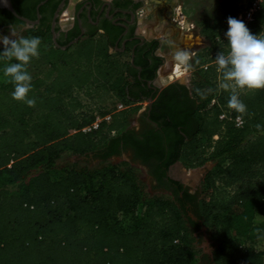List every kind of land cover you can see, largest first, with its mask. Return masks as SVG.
Here are the masks:
<instances>
[{
	"label": "trees",
	"instance_id": "1",
	"mask_svg": "<svg viewBox=\"0 0 264 264\" xmlns=\"http://www.w3.org/2000/svg\"><path fill=\"white\" fill-rule=\"evenodd\" d=\"M242 1L225 0L222 14L201 23L211 47L192 62V89L170 85L167 91L177 93L171 99L178 102L164 115L150 117L160 130L177 128L174 156L161 168L177 161L189 169L216 163L202 190L183 196V187L167 181L163 171L160 182L173 187L172 199L149 195L133 168L109 162L122 147L137 150L148 162L155 157L150 139L132 135L133 108L93 133L82 131L96 114L110 112L106 106L90 108L83 97L95 105L116 98L130 106L129 82L123 79L128 65L95 35L62 51L55 48L49 26L37 28L50 34L46 50L60 56L32 78L29 98H35V106L15 101L11 83L0 86V264H264V250L255 247L262 234L256 216L264 217V89L239 91L245 114L229 109L231 92L219 87L214 63L218 52L227 51V19H238ZM1 12L25 26L9 11ZM247 27L253 35L264 34V1L256 22ZM5 63L0 61L1 74ZM177 104L195 122L188 139ZM223 110L243 115L245 127L221 121ZM90 155L100 159L99 167H77L52 178L51 169L64 156ZM202 229L212 241L211 254L199 248L196 233Z\"/></svg>",
	"mask_w": 264,
	"mask_h": 264
},
{
	"label": "flooded vegetation",
	"instance_id": "2",
	"mask_svg": "<svg viewBox=\"0 0 264 264\" xmlns=\"http://www.w3.org/2000/svg\"><path fill=\"white\" fill-rule=\"evenodd\" d=\"M13 4L23 13L20 14L17 11L21 16L39 21L33 28L49 26L53 44L57 49L65 51L61 47L68 46L79 38L77 43L69 47L71 49L91 35H95L108 43L109 53L128 65V72L123 77L125 81L129 82L126 93L132 103L128 108H132L133 105L143 106L139 107L141 113L136 122H132L130 125V129L134 132L132 135L145 141L150 139L152 150L149 152L155 154V157L148 162L147 157L137 153V150L123 149L122 147L121 154L113 158H124L127 162L145 169L153 183L154 190L173 195V187L164 186L160 182L159 177L165 171L167 181H172L177 188L179 185L183 187L182 196L185 192L196 194L197 192H192L189 185L178 174V163H181V168L185 167L182 162L177 161L171 164L167 170L161 168L174 156L178 139L177 128L166 126L160 130L158 124L152 122L150 117L152 114L164 115L169 110L170 105L174 108L178 101L171 99V95L174 94L176 97L178 94L172 90L167 91L168 87L174 83L167 86L158 84L159 72L165 65V62L162 64L161 60L164 58L159 54L161 39L148 38L144 35L139 16L143 2L141 0H81L75 4L69 17V24L66 27L63 26L62 18L70 7V0H15ZM61 6L63 8L55 26L57 42L60 45L57 46L54 42L53 22ZM2 10L6 9H0V35H8L11 25L14 26L15 30L24 27L17 22L11 23V21L6 20ZM15 19L17 18L15 17ZM17 20L25 23L20 19ZM5 22L7 24H4ZM25 25L27 24L25 23ZM177 106L178 108L175 109H179L180 121L186 130L183 135L188 139L189 134H192L195 129V122L179 108L178 104ZM88 158L96 160L94 155H90ZM210 170L201 179V184ZM193 218L194 221H201L195 216ZM196 234L205 237L207 235L204 229Z\"/></svg>",
	"mask_w": 264,
	"mask_h": 264
},
{
	"label": "rangeland",
	"instance_id": "3",
	"mask_svg": "<svg viewBox=\"0 0 264 264\" xmlns=\"http://www.w3.org/2000/svg\"><path fill=\"white\" fill-rule=\"evenodd\" d=\"M143 2V8L140 10V21L143 27L144 35L148 38H157L161 39V48L159 54L164 58L165 65L161 68L159 72V79L166 77L167 75L171 76L172 83H179L186 85L192 89V82L194 81L196 73L192 70L185 72L181 70L182 76L177 78L175 73L176 66L172 60V52L176 48H186L192 53H194L190 63L204 55L207 52V48L211 47V43L205 39L204 36L200 33V26L203 21L213 20L216 16L222 14L221 4L225 0H141ZM76 0H70L69 10L73 11ZM242 3L245 7L248 3L247 0H243ZM183 9L184 13L187 16V19L194 23L196 28L195 30H181L178 25V13L177 10ZM243 7V8H244ZM71 13V12H69ZM66 27V26H65ZM19 35L23 36H38L41 38V45L39 49V57L33 58L29 65H27V71L30 73L31 77L39 75L44 69L48 68L51 63L56 61L60 53L56 51L48 52L45 46L51 43V38L49 33L43 32L42 34L38 33L37 28L24 27L16 30ZM192 36V37H191ZM191 37L194 42L192 48L184 47V39ZM56 48V47H55ZM0 49L3 50V45L0 44ZM184 73V74H183ZM9 82H6V78L0 73V86L5 85ZM239 91V90H238ZM85 102L89 105L90 108L96 109L98 107L106 106L108 110H111L116 105V98L110 99L104 105H95L86 97H83ZM139 107L133 105L134 114L131 121L136 122V119L140 115L141 111ZM99 113V112H97ZM204 113H208L206 110ZM118 114V113H117ZM116 115V114H115ZM219 136L213 137V141H217ZM203 142L207 143V136L203 137ZM86 156H64L61 158L57 165L51 169L50 174L53 179L58 180L64 175H66L71 169L77 167H83L89 165L90 167H99L101 164L100 159L94 160L93 158H88ZM126 158V157H125ZM109 162L121 166V168H133L140 180L143 182L145 191L151 196H159L162 198L172 199L171 195L161 191L154 190L153 183L145 169L138 167L127 162L124 158H113ZM215 162H209L202 167L195 169H189L187 167H178V174L181 177H187L185 180L186 184L189 185L192 192H198L202 190L201 179L206 174L208 170L215 166ZM229 160L223 162V165H228ZM184 177V178H185ZM256 223L261 227L262 234L257 243L259 250H264V217L256 216ZM200 240V246L205 253L211 254L213 251L212 241L208 235L200 236L197 235Z\"/></svg>",
	"mask_w": 264,
	"mask_h": 264
},
{
	"label": "clouds",
	"instance_id": "4",
	"mask_svg": "<svg viewBox=\"0 0 264 264\" xmlns=\"http://www.w3.org/2000/svg\"><path fill=\"white\" fill-rule=\"evenodd\" d=\"M7 0H5V5ZM227 51L217 53L214 63L221 74L222 83L219 87L231 92L228 108L239 114L247 112V106L240 99L239 91H255L264 89V34L253 35L246 24L239 19L228 17ZM41 38L38 36L19 35L14 26L9 27L8 35H0V61H6L2 69L6 82L13 85L11 93L15 101L34 107L35 98H29L32 91V77L27 65L33 58L39 57ZM194 53L186 48H176L172 52V60L178 69L190 71ZM200 61L197 60L198 64ZM239 90V91H238ZM196 92L205 98L200 89ZM241 119L240 116L237 117ZM260 129V125H256Z\"/></svg>",
	"mask_w": 264,
	"mask_h": 264
},
{
	"label": "built area",
	"instance_id": "5",
	"mask_svg": "<svg viewBox=\"0 0 264 264\" xmlns=\"http://www.w3.org/2000/svg\"><path fill=\"white\" fill-rule=\"evenodd\" d=\"M264 0H252L251 2H248L247 5L241 10V12L238 14V19L242 20L246 26L252 25L256 22V17L259 11L261 10L262 3ZM178 13V25L180 26L181 30H195L196 26L194 23H191L188 19L186 14L184 13L183 9L177 10ZM207 68V67H205ZM215 102V101H214ZM128 109V106L119 101L116 100V105L113 109L110 110V112L103 116L101 114H96V120L91 125H88L82 129L84 133H93L94 131L98 130L101 123L108 122L110 123L114 115L117 113H120L122 111H125ZM240 116L241 119H238L237 117ZM221 121H232L235 123L236 127L239 129H242L246 125V119L243 115H234L230 110H223L220 115ZM77 132V131H73ZM255 246V245H254ZM256 249H258L257 245L255 246Z\"/></svg>",
	"mask_w": 264,
	"mask_h": 264
},
{
	"label": "water",
	"instance_id": "6",
	"mask_svg": "<svg viewBox=\"0 0 264 264\" xmlns=\"http://www.w3.org/2000/svg\"><path fill=\"white\" fill-rule=\"evenodd\" d=\"M42 4H44V3H42ZM40 8V7H39ZM62 8H63V6H61L60 8H59V10H58V12L56 13V15H55V19H54V22H53V32H54V42L56 43V45L57 46H60L59 44H58V42H57V35H56V32H55V26H56V24H57V19H58V17H59V15H60V12H61V10H62ZM0 9H6V10H8V11H10L17 19H20V20H22V21H24L26 24H27V26L28 27H34L35 25H37L38 23H39V21H33V20H30L29 18H26V17H24V16H21L18 12H17V10H16V8H15V6H14V4H13V0H7V3H6V5H5V0H0ZM39 17H40V15H39ZM79 41V38L78 39H76L74 42H72L71 44H69L68 46H65V47H61L63 50H66L67 48H69L70 46H72L73 44H75V43H77ZM150 103H152V100H150ZM182 165H181V163H178V167H181ZM185 177V176H184ZM182 177V180L185 182L186 180V178L187 177ZM186 183V182H185Z\"/></svg>",
	"mask_w": 264,
	"mask_h": 264
},
{
	"label": "crops",
	"instance_id": "7",
	"mask_svg": "<svg viewBox=\"0 0 264 264\" xmlns=\"http://www.w3.org/2000/svg\"><path fill=\"white\" fill-rule=\"evenodd\" d=\"M79 1H81V0H76L75 4L78 3ZM69 12H72V11L68 9V11L66 12L65 16H63V18H62L63 19L62 22H63V26L64 27L68 26V24H69V17L71 15V13H69ZM166 77L167 78H165V79H163V77H162V80H160V81L158 80V84L161 85V86H167V85L171 84L172 83V81L170 79L171 76L167 75Z\"/></svg>",
	"mask_w": 264,
	"mask_h": 264
},
{
	"label": "bare ground",
	"instance_id": "8",
	"mask_svg": "<svg viewBox=\"0 0 264 264\" xmlns=\"http://www.w3.org/2000/svg\"><path fill=\"white\" fill-rule=\"evenodd\" d=\"M192 37V36H191ZM191 37H189V38H185L184 39V47H190V48H192L193 47V45H194V42H196L197 43V41H195V40H193ZM175 73L177 74V78L178 77H180V76H182V73H181V70L180 69H178L177 67H176V70H175ZM184 74V73H183ZM165 78H167V77H163V79H165ZM172 78V77H171ZM161 80H162V78H161ZM160 81V80H159Z\"/></svg>",
	"mask_w": 264,
	"mask_h": 264
}]
</instances>
